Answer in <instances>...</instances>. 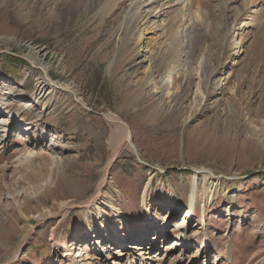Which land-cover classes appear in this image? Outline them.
Returning a JSON list of instances; mask_svg holds the SVG:
<instances>
[{"label":"rangeland","instance_id":"rangeland-1","mask_svg":"<svg viewBox=\"0 0 264 264\" xmlns=\"http://www.w3.org/2000/svg\"><path fill=\"white\" fill-rule=\"evenodd\" d=\"M137 1L0 0V98L6 93L45 141L55 135L60 156L55 167L37 133L31 138L13 118L0 147V264H76L75 255L79 264L86 255L89 264H111L95 238L114 228L129 244L153 237L147 206L170 211L160 224L172 230L146 263L189 258L170 245L197 169L215 175L198 177L190 247H202L203 229L209 238L198 264H264V0H191L186 26L174 0ZM42 66L77 97L57 90L46 111L30 101ZM168 90L176 101L162 95ZM108 112L129 125L140 160L122 147L103 186L102 217L81 206L56 215L60 201L95 192L120 132ZM52 170L54 183L41 187ZM54 228L67 250L53 245Z\"/></svg>","mask_w":264,"mask_h":264},{"label":"bare ground","instance_id":"bare-ground-1","mask_svg":"<svg viewBox=\"0 0 264 264\" xmlns=\"http://www.w3.org/2000/svg\"><path fill=\"white\" fill-rule=\"evenodd\" d=\"M139 2H140V0H138L136 3H139ZM159 2H160V0H153V2H150V3H159ZM169 2H170V0H169ZM133 3H134V1H132L130 3V5H132ZM140 3H142V2H140ZM172 3H174V4L179 3L180 4V7H178V8H179V11L182 13V14H180L182 16L181 17L182 19L178 18V20L182 26H186L184 16L186 15L185 13L188 12L191 8V0H174V2H172ZM180 15H179V17H180ZM40 51L38 50V52H40ZM42 56H44V58L47 61H49L51 59V56L46 55L44 53L42 54ZM150 76L152 77V79L150 81V86H151L152 90L155 91L156 90L155 76H158V74H156L152 71ZM8 90L10 91L9 88H8ZM57 90L69 93L70 95H72V98H74V99L77 97L76 96V90L73 88L72 85H70L68 83H59V82H55V81L50 80L48 78L47 68L45 66H42L41 78L37 81V84L32 89L31 99H29V100L33 101V102L36 101V102L42 103L44 105L45 111L50 110V108L53 107L52 106L53 101H54L53 98L55 97L54 92H56ZM197 92H198V89H196V93ZM7 93H9V92H7ZM171 93L172 92H170L168 90L165 94H164V92H162V95L170 98ZM5 95H6V93H5ZM5 95H2L3 97L0 98V108H1L2 102L5 101V103H4L5 104V112H2L0 110V115H1V117H0V147H2V145L6 146L5 144L9 139L8 134H6V133H7V131L10 130V128L15 123L13 120V118H15V120H17L19 123L21 121H23V123H20L19 130H23V132L26 134H29L30 137L34 136V132L37 133V135H36L37 137H35V138H37V140L40 142L39 143L40 145L45 146V149L47 151L51 152L52 160L54 161V164L56 163L55 167H57V163L60 160V156L57 153L58 149L54 146L56 144L53 143V142H55L54 138H53L55 135L54 136L51 135L52 139H50L49 141L47 140L49 143L47 141H45L44 137H43V131H40V129H37L38 127H36V126L31 127V122H28L26 119H24V116H23L24 114H21V115L17 114L12 109L9 108V106H11L10 98H8L7 95H6V97H4ZM171 99H172V101H176L175 97H171ZM4 104H2V105H4ZM102 115L104 116V118L109 123H112L116 128H119L120 132H119L118 137L115 138L114 149L112 150L111 156L108 159L105 167L103 168L102 175L96 184L95 192L94 193L92 192L93 194L90 197H88L85 201H82V202H77V201L72 202V200L60 201L59 205H58V210L55 213L56 215H60L62 213L61 216L64 217L67 214V212L69 211V209H71L72 207L81 206V207H83V209H87V210H88V208L89 209L91 208L92 210L94 209L96 215L102 217V207H103L102 205L105 203L104 201H106L108 199L105 197V194L103 193V186L106 184L105 183L106 177L109 173V169H110L112 162L115 160V158L117 157V155L120 152V150L122 149V147L131 148L132 151L135 152V155L138 156V150L135 148L136 146L134 147L135 144L133 143V136H132L133 133L130 130L129 125L114 113L108 112V113H105ZM16 117H17V119H16ZM15 124H17V123H15ZM33 127H35L36 129L34 131L30 132L29 130H31ZM51 172H53V174L51 176H49L50 178L48 180L42 182L41 187H47L48 185L54 183L55 170H52ZM201 172H203V178H204L203 181H205V182L207 180L212 179L215 176L210 170H207V169H197L196 170L195 176L193 178V186L191 189V194L189 196V200L187 202L186 209L184 210L185 215L181 219L179 224L177 225V228H176L177 233H176V237L174 239L175 243L174 244L172 243L170 245V247H172L174 245L173 256H176L181 252H186L188 254L189 258L186 257L184 259H177L174 261L173 264H198L199 255L201 253L200 251L204 250L205 246L209 242V238L207 236V233H206L205 229H203L202 230L203 237L201 239V244H200V246H202V247H192V246L190 247V245L192 243V238L193 237L196 238V235L198 234V232H196V231L190 232V226L192 223V221H191L192 217L191 216L194 215L196 205L198 203V198H197V193L199 192L198 191L199 190L198 189V187H199L198 186L199 185V178L198 177L200 176L199 173H201ZM206 188L204 189V195L208 196V191ZM145 193H146V191L144 192V194ZM209 200H211V199H209ZM113 209H114L116 214H118V215L122 214V211L119 208L113 207ZM145 212H147L149 214V216H151L152 220L157 224V230H155L153 237L150 238L148 236H145V237L140 238L138 241H133L134 244H129V243H132V242L128 241L129 238L127 239L124 233H121L118 231L117 228H114L113 233H111V234L108 233L106 235L105 239L100 240V238H98V239L95 238L93 245L96 244V246L99 247L100 250H102L103 252L108 251V252H105V256L108 258V260L113 256V258L111 260V264H121L120 257L126 253L129 255L128 258H131L129 261H127L128 264H134V260H133L135 257L134 254H137L140 258H144L143 262L141 264H148V263H146V260L148 257L153 256V254H151L152 249L155 247H158V250L163 248L162 241L168 237V235L170 234V231L172 229H170L168 226H164V224H160V220L165 221L166 218L168 217V215L170 214V211H166V212L160 214V212H158L157 209H150L147 206L145 209ZM203 221L204 222L206 221L205 218H203ZM98 224L100 226H103V225H101L100 222H98ZM155 229H156V227H155ZM91 233H93V232H91ZM28 235H29L28 233L25 234L23 237V240L24 239L26 240ZM161 237H163L162 241H160ZM50 238L54 242L53 245L55 247L63 248L65 250H67L65 243H63L62 241L58 242L55 228L51 229ZM102 241L106 244V246L104 248H102V246H101ZM114 244L116 245L115 251H110L109 249H111L112 245H114ZM107 248H109V249H107ZM126 248H129V249H126ZM193 248H195V249H193ZM192 249H193V251H192ZM16 251H18V248L16 249ZM188 252H190V253H188ZM16 254L17 253L14 254L15 258H16ZM62 254H68V253L63 252ZM80 256L81 255H75L74 256L73 259L76 262V264L77 263L79 264V262H80L78 260L76 261V257H80ZM143 256H145V257H143ZM88 259H91V258L88 257V255H86L83 258L82 264H89ZM151 263H153V262H151Z\"/></svg>","mask_w":264,"mask_h":264},{"label":"water","instance_id":"water-1","mask_svg":"<svg viewBox=\"0 0 264 264\" xmlns=\"http://www.w3.org/2000/svg\"><path fill=\"white\" fill-rule=\"evenodd\" d=\"M135 153V152H134ZM137 156V155H136ZM137 158H138V156H137ZM138 160H140L139 158H138Z\"/></svg>","mask_w":264,"mask_h":264}]
</instances>
